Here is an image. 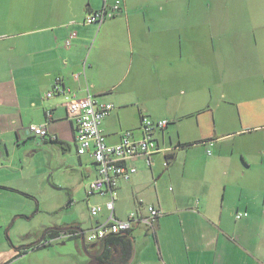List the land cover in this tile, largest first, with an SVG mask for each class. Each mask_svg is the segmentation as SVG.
<instances>
[{"label": "crops", "instance_id": "obj_1", "mask_svg": "<svg viewBox=\"0 0 264 264\" xmlns=\"http://www.w3.org/2000/svg\"><path fill=\"white\" fill-rule=\"evenodd\" d=\"M163 1L166 7L160 0H120L119 13L97 25L83 19L103 0H0V147L1 136L13 133L17 144L31 145V153L39 150L40 143L63 154L75 148L79 165L69 164L68 159L66 165L62 157L65 180L72 175L79 182L90 174L91 179L96 176L91 155L77 152L76 126L67 116L64 97L46 96L57 79V85L77 97L92 94L114 105L101 124L109 144L117 143L126 130L140 137L142 115L166 119L167 126L156 130L154 137L169 149L168 166L164 152L153 153L150 165L143 156L133 157L130 162L136 173L118 184L116 217L124 219L131 211L145 215L149 204L162 211L152 230L139 222L130 231L132 263L264 264V143L236 142L264 125L220 128L210 105L201 102L209 71L218 73L217 80L222 81L225 66L242 62V29L226 28L218 14H176L175 0ZM225 34L238 42L227 56L220 45L216 52L206 42L208 35L222 39ZM184 86L190 98L187 104L181 98ZM158 98L165 108L161 113ZM166 101L173 107L166 109L170 106ZM49 110L51 117L45 114ZM248 111L259 114L252 108ZM24 116L36 121L30 124L44 127L47 135L22 127ZM182 121L188 122L181 125ZM4 156L1 150L0 160H6ZM14 161L0 163V264L56 245L81 254L75 260L79 264H86L87 254L98 260L106 247L103 239H84L82 245L77 234L85 219L73 199L78 183L55 187L63 191L62 200L66 197L65 211L59 206L43 209L35 205ZM97 195L102 200L90 207L103 208L94 218L89 207V228L107 215L108 196ZM42 210L58 215L50 217ZM241 211L247 215L236 219ZM124 243L112 242L106 249L121 257Z\"/></svg>", "mask_w": 264, "mask_h": 264}, {"label": "rangeland", "instance_id": "obj_2", "mask_svg": "<svg viewBox=\"0 0 264 264\" xmlns=\"http://www.w3.org/2000/svg\"><path fill=\"white\" fill-rule=\"evenodd\" d=\"M160 5H165L163 0H160ZM175 12L176 14H218L223 17L221 22H225L226 28L230 30L242 29L240 32V57L242 62L225 66L226 72L222 81L217 80L218 73L209 71L205 89L201 93V102L203 105H210L208 107L213 113L214 121L218 122L217 126L220 128L244 127L248 129L261 126L260 124L264 125V0H175ZM248 28H250L249 32ZM229 35L225 34L222 39L218 38L217 35L216 37L214 35V37H209L208 35L207 46L209 49L214 46L217 52V47L220 45L221 50H224L227 56V53L234 52L238 45L237 39L234 40V37ZM194 41L199 42L197 39H194ZM235 70H237V74ZM230 71H232V76L228 74ZM233 76L236 77L233 78ZM193 83L195 84V82ZM191 90H193L191 94L193 95L195 89L192 87L190 92ZM181 96V98H185L187 104L190 98H188L185 86L184 93ZM254 97H257L258 100H250ZM161 98L163 99L164 96ZM162 99L158 98L160 106L157 107V110L160 113L165 111ZM230 102H233V105H229ZM172 103L171 101H166L165 105H170L166 109L173 107L171 106ZM237 103H240L241 106H238ZM250 108L259 114L250 113L248 111ZM184 111L188 113V107ZM238 115L239 119L235 120ZM24 119L25 124H22V127H27L30 123H36L34 119L27 116H24ZM152 119L158 120L159 118L154 117ZM187 122L182 121L180 124L185 125ZM169 127H172V124ZM16 140V135L13 133L1 136L3 146L0 147V151L2 150V154H5L6 160L1 159L0 163L8 164L12 160L17 159V161H14L16 167L22 170L19 175L23 177L24 182L29 187V193L34 196L35 205L40 204L43 209L59 206L63 207L62 211H65L66 197L62 200L63 191L57 190L55 187H62L59 184L78 183L73 199L78 201L76 204L77 212L82 213L85 217V219L81 220L83 230L87 227L89 228L91 220L88 218L87 211L91 204L102 199L97 194L89 195L87 193L85 185L93 177V174H90L80 182L77 181L76 175H72L73 177L69 179L66 177L67 180H65L64 170L62 171L64 168L62 157H65L66 165L67 159L71 162L69 164L79 165L75 148L71 154H68L67 151V156H65L66 153H61V149L58 150L40 143L41 145H37L39 150L31 153V145L24 142L17 144ZM253 141L258 144L264 143V129L261 128L251 133L242 134L236 139L237 144ZM88 166L92 165L88 164ZM241 213L243 214L241 218L247 215V212L241 211ZM45 214L50 217L58 215L56 212L52 213L49 211H45ZM45 248L43 247L23 258L16 259L9 264H55L57 260L59 262L62 261L63 264H79L75 260L82 257L81 254L70 253V250H68L70 247H67V245H56L49 250H45ZM65 252H69L70 256L57 255V253ZM86 264H88V261H86Z\"/></svg>", "mask_w": 264, "mask_h": 264}, {"label": "built area", "instance_id": "obj_3", "mask_svg": "<svg viewBox=\"0 0 264 264\" xmlns=\"http://www.w3.org/2000/svg\"><path fill=\"white\" fill-rule=\"evenodd\" d=\"M121 10L120 0H103L99 9L86 14L83 23L102 24L107 18L113 17ZM72 33L70 37H73ZM69 44V40L66 42ZM56 80L53 88L46 93L47 97L57 93L64 97V106L67 116L75 122L76 135L75 141L78 154L89 153L95 164L96 176L91 179L87 186V193L107 195L105 202L107 215L97 220L85 233V239L89 242L97 241L108 234H116L129 230L133 224L142 222L149 230H152L156 219L162 211L150 204L146 207V214L140 219L136 218L133 212H129L124 219L118 218L114 214V202L118 194V184L121 180L128 179L137 170L130 159L136 156H143L145 163L150 164V155L155 152H169V149L160 146L154 137L156 130H163L168 124L166 119L153 120L148 115L140 118L139 129L141 136L135 138L130 130L121 133L120 140L115 144L106 142L101 124L114 105L111 102L99 100L96 96L88 94L85 97H77L66 87L57 85ZM46 116L51 117V111H46ZM27 130L36 135L45 136L47 130L42 126L29 124ZM55 139L56 136H50ZM166 164V163H164ZM103 206L95 204L90 207V215L97 217L102 211ZM241 212H237L236 219L242 217ZM80 234V233H77Z\"/></svg>", "mask_w": 264, "mask_h": 264}, {"label": "trees", "instance_id": "obj_4", "mask_svg": "<svg viewBox=\"0 0 264 264\" xmlns=\"http://www.w3.org/2000/svg\"><path fill=\"white\" fill-rule=\"evenodd\" d=\"M164 154H165L164 163H166V164H164V166L167 167L169 162H170L169 156H168L169 154H168V152H164ZM151 155H150V157H151ZM150 164H151V161H150ZM117 189H118V187H117ZM131 212H133L135 214V216H137L136 218H138L139 216L140 217L142 216V214H140V212H138V211H131ZM140 217L138 219H140ZM137 223H139V220L137 221ZM137 223H135V224H137ZM135 224H133L132 227L127 231H122V232H119L116 234H108L104 238H102L103 239L102 242H104L106 247L109 243H112V242H117V241L123 242V240H124L125 243L123 244L124 248L122 250V256L121 257H119V256L114 257L112 255V253L108 249H106V247H105L98 255V259H99L98 264H134V263H132V258H131L132 244H131L129 233Z\"/></svg>", "mask_w": 264, "mask_h": 264}, {"label": "water", "instance_id": "obj_5", "mask_svg": "<svg viewBox=\"0 0 264 264\" xmlns=\"http://www.w3.org/2000/svg\"><path fill=\"white\" fill-rule=\"evenodd\" d=\"M77 229V231L80 233V238H81V243H82V245H83V243H84V234H83V230L81 229V228H76ZM54 239V238H53ZM87 256L89 257V258H93V256H90V255H88L87 254ZM88 264H92L91 262H88Z\"/></svg>", "mask_w": 264, "mask_h": 264}, {"label": "flooded vegetation", "instance_id": "obj_6", "mask_svg": "<svg viewBox=\"0 0 264 264\" xmlns=\"http://www.w3.org/2000/svg\"><path fill=\"white\" fill-rule=\"evenodd\" d=\"M83 234H84V238H85V231H83ZM88 259H89L88 262H91L92 264H98L99 263V259L98 260L96 258H88Z\"/></svg>", "mask_w": 264, "mask_h": 264}]
</instances>
